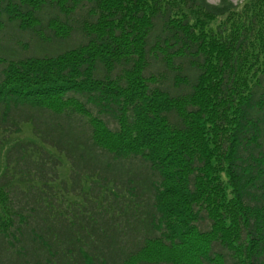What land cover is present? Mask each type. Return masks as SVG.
I'll return each instance as SVG.
<instances>
[{"label":"trees","instance_id":"trees-1","mask_svg":"<svg viewBox=\"0 0 264 264\" xmlns=\"http://www.w3.org/2000/svg\"><path fill=\"white\" fill-rule=\"evenodd\" d=\"M0 264H264V0H0Z\"/></svg>","mask_w":264,"mask_h":264},{"label":"rangeland","instance_id":"rangeland-1","mask_svg":"<svg viewBox=\"0 0 264 264\" xmlns=\"http://www.w3.org/2000/svg\"><path fill=\"white\" fill-rule=\"evenodd\" d=\"M243 0H235V3H237V2H242ZM210 2L212 3V4H218L219 2H220V0H210ZM101 133H103V132H101ZM23 136H29V133L27 132V131H25V133L23 134ZM222 178L223 179H225L226 177H225V175H222ZM186 249V253H183L182 255L186 258V257H188L189 255H191L192 254V249H187V245H185L184 246ZM164 248H153L152 249V251H148V253H146L145 254V257L147 256H150V257H153V258H155V259H157V258H160V257H164V256H169L170 254L167 252V251H165V250H163Z\"/></svg>","mask_w":264,"mask_h":264}]
</instances>
